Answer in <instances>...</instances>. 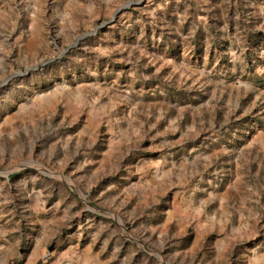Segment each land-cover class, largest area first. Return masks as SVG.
<instances>
[{
  "label": "rangeland",
  "instance_id": "obj_1",
  "mask_svg": "<svg viewBox=\"0 0 264 264\" xmlns=\"http://www.w3.org/2000/svg\"><path fill=\"white\" fill-rule=\"evenodd\" d=\"M1 84L0 264H264V0H0Z\"/></svg>",
  "mask_w": 264,
  "mask_h": 264
},
{
  "label": "water",
  "instance_id": "obj_2",
  "mask_svg": "<svg viewBox=\"0 0 264 264\" xmlns=\"http://www.w3.org/2000/svg\"><path fill=\"white\" fill-rule=\"evenodd\" d=\"M133 5H135V4L132 3V2H130V3H127V4H125L124 6H122V8L116 13L115 18H114L113 20H111V21L105 23V24H104L103 26H101V27H97L96 30H95V32L83 34L80 38L77 39V41H76V43H75L74 46L78 45L79 42H80L82 39H85V38H87V37H90V36H93L94 34H96L97 31H98L99 29H104V28H106V27L112 25V24L115 22V20H116V18L118 17V15H119L122 11H124V10L130 8V7L133 6ZM70 49H71V48H70ZM70 49H69V50H70ZM63 54H64V53H62V55H63ZM31 70H32V68L29 69V71H31ZM17 76H18V75L15 74V75L11 76L10 78H8L7 81H10L11 79H13V78H15V77H17ZM2 86H3V85L1 84V85H0V88H1Z\"/></svg>",
  "mask_w": 264,
  "mask_h": 264
}]
</instances>
